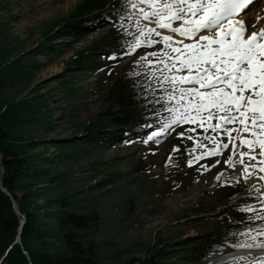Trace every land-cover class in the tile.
<instances>
[{
  "label": "rangeland",
  "instance_id": "obj_1",
  "mask_svg": "<svg viewBox=\"0 0 264 264\" xmlns=\"http://www.w3.org/2000/svg\"><path fill=\"white\" fill-rule=\"evenodd\" d=\"M83 1L0 0L2 46L12 55L11 60L19 57L25 59V53L37 44L50 25L53 22H66ZM121 2L126 4L128 0ZM256 8L262 9V4L259 3ZM131 13L139 18L137 10L131 8ZM141 22L146 23L143 20ZM111 23L109 19L105 24L101 19H92L90 25L96 31L94 35L79 41L71 40L67 47L62 46L69 38L58 40L55 45L61 43V50H67L66 54L38 56L41 66L34 77L21 88L15 86L6 91V95L17 99L43 96L47 107H43L41 112L54 109L53 121L56 128L49 133L30 128L29 133L35 140L48 143V157L54 161L53 173H65L66 176L52 185H45L48 187L47 196L39 204L43 206L60 192L70 195L78 192L79 197L74 198L91 205L92 210L103 217V223L95 238L101 244L102 251L110 258H151L154 261L156 253L165 251L169 253V264H215L221 259L223 252L248 250L249 248L231 244L225 250L218 251L221 255L214 258L211 256L212 252L197 263V258L189 263L180 256L187 255L182 244L187 246L192 242V246L187 247H196L202 238L219 228V225H212L211 220L204 221L203 216H210L209 213L218 204L219 197L224 198L222 195L231 190L232 186L228 184L242 185L239 197L241 204L256 205L261 213L264 209V180L259 179V175L264 173L254 174L245 181L243 166L237 163L233 168L224 163L232 152L223 159L213 158L203 164L197 162L196 167L187 166L185 172L176 176L175 173L179 170L169 165L172 161L171 155L178 150L176 146L180 145L179 133L187 132L189 127L195 128V131L187 135L191 139L186 138L183 144L189 148V152L185 154L186 160H192L212 147V141L205 140V133L195 125L176 126L159 142L150 144H106L102 148H87L81 152H76L75 147L52 145L51 141L70 144L74 139H81L86 135L83 132L85 126L97 116L104 124L114 118L113 114L119 109L115 104L112 105L111 115L104 116L110 109L105 91L134 62L140 61V65L137 67L133 64L131 71L137 68L133 76L142 71L143 80H149L148 84H145L146 81L143 84L144 87L147 86L143 99L148 104L150 115L160 114L163 122L169 118L170 114L165 107H161L165 104V99L164 92L157 83L159 73H156L155 78L153 76L155 64L150 65L140 60V56L147 57L151 52H161L163 43L159 42L154 50L142 51L140 56L134 58L135 52H130L128 46L139 35L140 28L133 27L124 38L108 37L112 31ZM55 34L57 37L62 35L57 32ZM106 35L107 41L101 40ZM90 47L95 48L93 53L100 59L103 51L120 49L119 52L123 54L115 66L112 65L103 73L68 71L69 59ZM22 130L24 133L26 128L23 126ZM201 142L204 147H200ZM36 151H43V146ZM61 154L67 156L61 159ZM232 158L234 160L235 156ZM110 176L113 178L110 179ZM53 210L49 209L51 212ZM43 212L44 210H40V213ZM187 247L185 249H189Z\"/></svg>",
  "mask_w": 264,
  "mask_h": 264
},
{
  "label": "trees",
  "instance_id": "obj_2",
  "mask_svg": "<svg viewBox=\"0 0 264 264\" xmlns=\"http://www.w3.org/2000/svg\"><path fill=\"white\" fill-rule=\"evenodd\" d=\"M116 1L84 0L66 22H53L37 44L25 53V59L19 57L11 60L12 55L2 46L0 31V259L8 251L1 264H169V253L165 251L156 253L154 261L151 258L125 260L105 255L101 244L95 238L103 223V217L92 210L91 205L75 199L74 197H79L78 192L73 195L60 192L43 206L39 204L47 196L48 187L45 185H52L66 176L65 173H53L54 161L48 157V143L35 140L29 133L30 128L48 133L56 128L53 121L54 109L41 112L43 107H47L43 96L17 99L6 95L9 88H21L34 77L41 66L38 56L66 54L67 50L59 49L55 43L59 39L66 40L67 34L73 32L72 26L90 20V17L104 16L107 14L106 9L115 6L118 3ZM56 32L62 35L57 37ZM94 49L87 48L70 58L68 71L100 68L102 65L93 59ZM140 79L124 74L106 89L104 95L110 109L104 116L111 115L113 104L119 108L108 123L100 122L97 116L85 126L83 132L86 135L81 139H74L70 144L50 140L52 145L75 147L76 152H81L87 148H102L115 138L119 139L125 130L146 118L142 103L139 102ZM23 126L26 128L24 133ZM109 128L112 130L108 131ZM42 146L43 151H36ZM59 156L62 159L67 155ZM2 188L10 193L20 213L26 217L20 244L15 242L21 218L15 213L11 198ZM49 209L54 210L51 212ZM40 210H44L45 214L40 213ZM241 216L239 209L232 207L217 217L222 219V223L229 230L245 226L240 221ZM215 235L212 234L213 238L203 242L200 248L199 245L197 248L187 247L192 246V242L187 246L182 244L187 255H180L181 258L191 262L199 253L222 242L224 234L220 238H214ZM186 247L189 249H185Z\"/></svg>",
  "mask_w": 264,
  "mask_h": 264
},
{
  "label": "snow or ice",
  "instance_id": "obj_3",
  "mask_svg": "<svg viewBox=\"0 0 264 264\" xmlns=\"http://www.w3.org/2000/svg\"><path fill=\"white\" fill-rule=\"evenodd\" d=\"M128 3L137 10V26L141 20L146 22L129 44V51L139 55L136 50H143V45L163 43L161 52L140 56L141 61L155 64L153 76L159 73L157 83L165 99L161 107L170 114L160 133L166 135L181 124L195 125L203 130L205 140L212 141V147L202 151L201 157L222 155L231 145L232 155L224 163L233 168L237 163L242 165L245 181L264 173V28L250 30L251 25L238 19L252 0ZM193 131V127L187 129L188 133ZM210 131L226 137V141L210 135ZM148 139L159 142L160 135L153 133ZM200 147H204L202 142ZM259 179L264 180V175ZM257 235H264V228L257 230ZM251 239L255 241V237ZM237 246L264 250V242Z\"/></svg>",
  "mask_w": 264,
  "mask_h": 264
},
{
  "label": "bare ground",
  "instance_id": "obj_4",
  "mask_svg": "<svg viewBox=\"0 0 264 264\" xmlns=\"http://www.w3.org/2000/svg\"><path fill=\"white\" fill-rule=\"evenodd\" d=\"M263 4L264 7V0H259L258 4ZM258 7V6H256ZM255 6L251 8V11H248L244 17L240 18V20H243L246 25H251V30L258 31L261 28H264V9H258L256 10ZM257 11V12H256ZM257 15V16H256ZM255 28V29H252ZM246 135V134H244ZM236 160V159H235ZM242 166V165H241ZM241 171V170H240ZM260 253H252V251H236V253L229 252L225 254L224 258L221 260L216 261L215 264H230L233 262H237L239 264L247 263L249 259H251V262L254 261H264V252L263 251H257Z\"/></svg>",
  "mask_w": 264,
  "mask_h": 264
},
{
  "label": "water",
  "instance_id": "obj_5",
  "mask_svg": "<svg viewBox=\"0 0 264 264\" xmlns=\"http://www.w3.org/2000/svg\"><path fill=\"white\" fill-rule=\"evenodd\" d=\"M0 184H2V181H0ZM14 207H15V203H14ZM15 210L17 211V209H16V207H15ZM20 215V214H19ZM23 217V222H22V225H21V229H22V226L24 225V223H25V217L24 216H22ZM20 239V238H19Z\"/></svg>",
  "mask_w": 264,
  "mask_h": 264
}]
</instances>
